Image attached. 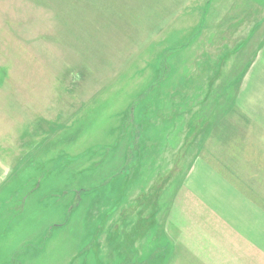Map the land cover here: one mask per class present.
<instances>
[{"label":"rangeland","instance_id":"1","mask_svg":"<svg viewBox=\"0 0 264 264\" xmlns=\"http://www.w3.org/2000/svg\"><path fill=\"white\" fill-rule=\"evenodd\" d=\"M243 7L0 0V116L13 143L0 152L21 158L0 196V264H143L142 221L160 218V177L189 149L158 146L160 110L192 89L178 70L223 60Z\"/></svg>","mask_w":264,"mask_h":264},{"label":"crops","instance_id":"2","mask_svg":"<svg viewBox=\"0 0 264 264\" xmlns=\"http://www.w3.org/2000/svg\"><path fill=\"white\" fill-rule=\"evenodd\" d=\"M240 2L248 21L237 42L223 45L222 61H193L197 74L178 70L175 82L192 89L173 92L175 106L160 110L158 146L189 149L176 157L178 170L160 177V218L142 221L143 264H264V5ZM11 126L0 116L1 146L13 144ZM12 162L0 152V196Z\"/></svg>","mask_w":264,"mask_h":264},{"label":"trees","instance_id":"3","mask_svg":"<svg viewBox=\"0 0 264 264\" xmlns=\"http://www.w3.org/2000/svg\"><path fill=\"white\" fill-rule=\"evenodd\" d=\"M134 262V259H130L128 261H125L124 264H133Z\"/></svg>","mask_w":264,"mask_h":264}]
</instances>
